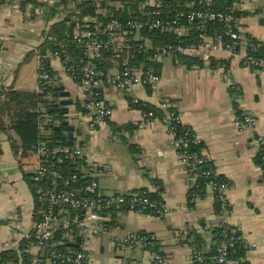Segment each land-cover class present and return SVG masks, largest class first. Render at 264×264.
Instances as JSON below:
<instances>
[{
	"label": "crops",
	"instance_id": "0c3cea01",
	"mask_svg": "<svg viewBox=\"0 0 264 264\" xmlns=\"http://www.w3.org/2000/svg\"><path fill=\"white\" fill-rule=\"evenodd\" d=\"M42 3L43 8L33 10L30 2L23 5L20 0H0V64L6 71L7 87H13L11 74L26 55L34 51L38 61V49L50 24L58 19H47L46 5L50 2ZM255 4L264 5L259 0L249 1L245 9L249 14L242 16V26L264 41V27L253 13ZM226 56L218 53L214 58L222 61ZM158 63L160 93L156 96L138 88L139 98L155 106L158 98L166 99L176 107L180 122L199 137L203 144L200 151L229 185V222L254 243L252 248L239 249L240 260L244 264H264V168L258 161L256 142L257 135H264V73L242 66L237 59L228 61L226 71L206 66L191 69L175 56L164 57ZM50 66L73 100L67 118L75 126V140L91 148L97 160L109 168L99 179L101 189L109 194L148 190L168 208L162 216L120 211L114 232L148 233L169 264L192 263L196 233L209 254L213 229L218 227L217 203L207 187L201 195L191 196L194 181L179 162L166 125L159 119L143 121L141 111L129 106L128 97L105 82L102 98L112 108V114L105 126L87 138L85 128L79 126L85 113L79 84L64 73L58 59H52ZM229 82L236 86L242 110L257 119L254 129L237 130L235 92ZM3 119L7 122L6 116ZM13 135L10 130L0 132V251L12 249L15 253L14 258L2 264H24L20 246L32 233L35 220L31 174L24 169L30 155L25 153V161L19 164L22 152L14 151L9 140ZM85 243L92 264H152L147 251H119L105 234L90 237Z\"/></svg>",
	"mask_w": 264,
	"mask_h": 264
},
{
	"label": "built area",
	"instance_id": "2783aa9c",
	"mask_svg": "<svg viewBox=\"0 0 264 264\" xmlns=\"http://www.w3.org/2000/svg\"><path fill=\"white\" fill-rule=\"evenodd\" d=\"M249 1L251 0H234L224 10L191 9L174 15H164L161 9L157 8L156 0H142L135 10L136 16L126 21L127 29L123 31L122 24L117 19L112 18L104 24L95 13L89 19L92 25L81 30L76 28L72 36L73 41L82 48L84 61L81 60L80 64L70 63L72 58L65 52L63 46L57 51L46 50L43 55L37 54L39 67L35 91L40 92L43 85L49 81L44 60L58 59L64 73L79 84L85 111L84 119L81 118L79 126L85 128L86 137L91 139L99 127L107 124L112 114V108L102 98L105 82L129 97L132 103L143 101L136 92L138 88L156 96L160 93V75L152 68L132 67L126 62H123L121 67L113 66L107 70L98 68L92 60L102 58V49L107 46L114 52L143 51L152 62L161 61L168 56L196 55L204 61L203 66L210 70L226 71L228 61L237 59L242 66L264 73V55L261 54L264 51V41L249 33L242 26L243 17L236 14L239 10H245ZM257 7L262 9L256 16L264 15V5L255 4L254 8ZM101 12L98 10V13ZM210 22L221 23V31H201L197 35V41L185 44L176 40L153 48L150 40L141 38L140 35L143 30H149L169 32L175 37H180L188 34L192 25H205ZM218 53H225L227 56L215 67L209 66L210 59L216 57ZM203 66L193 63L190 68L198 70ZM5 81L6 71L0 64V98L1 90L7 87ZM229 87L235 92L233 102L236 105L235 110L239 111L236 118L237 130L254 129L257 119L242 110L234 83L229 82ZM158 100L161 109L165 110L170 106L166 99ZM141 113L143 121L156 119L151 112ZM42 117L37 123L40 139L27 149L30 160L24 165V169L31 174L35 199L33 231L28 235V243L24 249L28 256L26 264H92L85 240L101 234L108 235L110 242L119 251L125 249L147 251L152 264H169L148 233L114 232L118 212L162 216L168 211L163 200L160 197H151L150 191L144 189L128 193H106L101 189L99 179L109 168L97 160L91 148L76 140L71 145L51 141L48 131L44 128L51 120L46 114ZM160 121L166 125L178 160L189 177L194 182L198 178L206 179L205 186L213 193L217 203L218 233L212 239L214 255L205 258L202 250L193 249L191 262L239 264L231 252L240 246L252 248L254 243L248 242L238 227L228 220V183L218 178L213 166L207 167L211 160L205 153L196 155L188 150L190 143L194 145L201 143L195 133L176 136L170 123L180 122L179 115L167 113L165 110ZM256 142L260 160L264 165V135H257ZM157 188L158 185L155 191ZM76 237H80L81 240L74 247Z\"/></svg>",
	"mask_w": 264,
	"mask_h": 264
},
{
	"label": "trees",
	"instance_id": "16d2710c",
	"mask_svg": "<svg viewBox=\"0 0 264 264\" xmlns=\"http://www.w3.org/2000/svg\"><path fill=\"white\" fill-rule=\"evenodd\" d=\"M13 0H9L11 2ZM21 4L24 5L26 2L32 3L33 10L35 8H43L44 3L40 0H20ZM117 1V3H116ZM142 0H51L47 3L46 7L48 10L46 18L51 19L55 16L58 17L49 26L48 32L45 37V41L40 45L38 51L40 54H45L46 50L57 51L62 46L65 48V52L72 58L70 63L75 65L80 64L83 60L82 48L73 41L72 36L76 28L85 29L87 26H91L92 23L89 21L90 17L98 15L102 23L108 22L110 19L115 18L122 24V31L126 30V21L129 18L135 17V10L138 4ZM234 0H156L157 8L161 9L164 15H174L178 12H187L191 9H201V10H224L228 5ZM115 3V4H114ZM262 7H257L253 13L258 14ZM101 10V13H98ZM248 12L245 10H239L236 12L238 17H242ZM249 14V13H248ZM222 24L218 22H210L205 25L194 24L189 28L188 34L182 35L180 37H175L169 32H159V31H149L143 30L140 35L141 38L149 39L151 46L153 48L161 46L165 43L181 41L183 44L189 42L197 41V35L201 31H221ZM132 36L131 33H128ZM60 43L61 45H59ZM150 50H148L149 52ZM264 55V51L261 53ZM181 63L186 67H190L193 63H198L203 66L202 61L196 55H179L175 56ZM84 61V60H83ZM92 62L103 70H107L110 67L118 66L121 67L123 62H126L132 67H143L144 69L152 68L155 72H159L160 64L158 62H152L148 59L147 53L141 51H126L121 50L120 52H114L109 46L102 49V58L93 59ZM222 61L219 59L211 58L209 61V66L215 67ZM44 68L49 76V81L43 85L40 92L36 91H18L12 86H8L1 90L0 98V132L7 133L10 130L14 135L9 136V140L14 151L17 153L21 149V158L19 164L25 161V153L27 149L36 143L40 139V132L38 128V120H40L43 114L56 115L58 106L54 100H49L48 97H56V92L53 90L54 86L60 84L59 77L55 76V72L50 66V61L48 59L44 60ZM130 107L139 109L143 112H151L152 116L156 119L161 120L165 114L171 113L173 115H179L175 106L172 104L165 110L161 109L159 106H155L146 101H139L138 103H132L127 98ZM171 101V100H170ZM27 103L26 108H22V105ZM171 103V102H170ZM239 114V111H237ZM3 116H6L7 122L4 121ZM49 117V116H48ZM59 117H61L59 115ZM59 117L56 116L57 119ZM170 126H172L176 132V136H183L185 133L192 135L194 132L186 125L181 122L171 121ZM44 128L49 131V138L53 142H59L63 145H71L74 143V136H69L67 131L61 126L59 129L53 128L49 124L45 125ZM202 142L194 145L189 144L188 150L196 155L201 153ZM1 153V150H0ZM259 157V155H258ZM262 164L260 157L259 160ZM263 165V164H262ZM212 167V163L208 164L207 167ZM204 167V166H203ZM205 168V167H204ZM264 168V165H263ZM219 178V176H218ZM221 179V178H219ZM206 179L198 178L194 182V187L191 192V196H199L203 193ZM151 197H159L154 192H149ZM218 233V227L213 229V238L216 237ZM193 243L196 250H202V255L205 258H210L214 255L213 249L208 254L201 247L202 238L196 233L193 235ZM22 245L20 249L22 251L24 260L23 263L27 262L28 256L23 251L28 243V239L22 240ZM240 247L231 252V255L236 258L239 264H244L240 257L242 253L240 252ZM15 257V253L12 249H6L0 251V264L4 261L12 259ZM193 264V263H191Z\"/></svg>",
	"mask_w": 264,
	"mask_h": 264
},
{
	"label": "rangeland",
	"instance_id": "374dc122",
	"mask_svg": "<svg viewBox=\"0 0 264 264\" xmlns=\"http://www.w3.org/2000/svg\"><path fill=\"white\" fill-rule=\"evenodd\" d=\"M259 2L264 3V0H259ZM38 67L39 64L35 52L34 51L30 52L28 55H26L25 59L18 64V69L11 74L12 82H13L12 85L14 89L18 91H26V92L33 91L37 86ZM59 82L62 81L60 80ZM48 99L54 100L55 103L57 101L56 98H53L52 96H49ZM26 107H27V103H24L22 105V108H26ZM48 116L47 117L49 118V120H53V121L58 120L56 118V115L54 114L49 115L48 113ZM29 179L31 180L30 176ZM32 185H33L32 187L34 188V184Z\"/></svg>",
	"mask_w": 264,
	"mask_h": 264
},
{
	"label": "water",
	"instance_id": "95a60500",
	"mask_svg": "<svg viewBox=\"0 0 264 264\" xmlns=\"http://www.w3.org/2000/svg\"><path fill=\"white\" fill-rule=\"evenodd\" d=\"M257 21L260 26L264 27V15L259 14L256 16ZM53 90L56 92V104L58 106L57 108V114L56 116L59 117L58 120L53 121L51 120L49 125L53 126L55 129H59L61 126L64 127V129L67 131L68 135L71 137L73 136V131L75 129V126L71 123H69V120L67 118L68 115V107L69 105H72L73 100L70 99V92L65 89V86L63 84H59L57 86L53 87ZM81 240L80 237H76V243L73 244L74 247L77 246L78 242Z\"/></svg>",
	"mask_w": 264,
	"mask_h": 264
}]
</instances>
